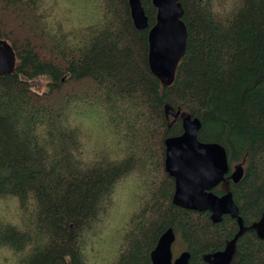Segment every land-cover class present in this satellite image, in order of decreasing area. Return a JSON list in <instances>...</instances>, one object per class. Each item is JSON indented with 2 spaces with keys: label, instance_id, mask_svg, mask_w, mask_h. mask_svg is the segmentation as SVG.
I'll return each mask as SVG.
<instances>
[{
  "label": "trees",
  "instance_id": "trees-1",
  "mask_svg": "<svg viewBox=\"0 0 264 264\" xmlns=\"http://www.w3.org/2000/svg\"><path fill=\"white\" fill-rule=\"evenodd\" d=\"M66 1L0 0V40L15 56L0 76V201L15 206L13 217L0 208L2 264H152L169 228L173 254L188 251V264L229 249L230 264H264V237L253 228L264 210V0H232L228 9L227 0H179L186 49L168 86L148 63L152 0H140L145 29L135 27L129 0ZM39 76L41 93L31 84ZM166 106L199 118L198 140L243 165L237 183L210 189L232 193L237 218L214 222L209 211L174 203L165 140L184 128ZM99 224L110 238L98 253L88 237Z\"/></svg>",
  "mask_w": 264,
  "mask_h": 264
},
{
  "label": "water",
  "instance_id": "water-1",
  "mask_svg": "<svg viewBox=\"0 0 264 264\" xmlns=\"http://www.w3.org/2000/svg\"><path fill=\"white\" fill-rule=\"evenodd\" d=\"M156 9L155 23L148 32V63L151 72L163 86L170 85L175 77L178 62L186 49L187 29L182 20L183 7L179 0H152ZM131 17L137 29L148 27V17L140 0H129ZM15 66L12 47L0 40V76L11 73ZM165 114L172 118L180 117L184 132L165 140V168L175 182L173 201L183 208L195 211H209L214 222L223 215L238 217V209L230 192L221 196L210 189L217 186L229 173L231 166L225 148L218 143L202 142L197 134L200 120L191 117L180 108L165 107ZM244 174L242 164H235L229 178L237 183ZM259 237H264V210L262 217L253 224ZM175 235L171 228L158 239L150 253L152 264H188L190 253L182 251L175 256L172 245ZM232 253L217 251L208 264H230Z\"/></svg>",
  "mask_w": 264,
  "mask_h": 264
},
{
  "label": "rangeland",
  "instance_id": "rangeland-1",
  "mask_svg": "<svg viewBox=\"0 0 264 264\" xmlns=\"http://www.w3.org/2000/svg\"><path fill=\"white\" fill-rule=\"evenodd\" d=\"M43 2L48 6V5H50V6H52V4L53 5H55V6H59V5H61L62 3H64V1L63 0H43ZM67 1L65 0V3H64V6L65 7H68V4L66 3ZM44 4V5H45ZM217 4V3H216ZM231 4H232V0H227L226 1V3H225V6H226V8L228 9V8H230L231 7ZM217 8V7H216ZM58 20H60L59 19V17H58ZM80 23H82L81 21H80ZM46 83H47V78L45 77V76H39L38 78H35V79H33V80H31V84H32V86H33V88L36 90V91H38V92H42V91H44L45 89H46ZM178 109V108H177ZM182 111V110H181ZM73 112H77V110H75V111H73ZM182 112H185V111H182ZM169 117H172V116H169ZM78 121H79V119H78ZM101 121V120H100ZM80 127V126H79ZM84 127H87V125L86 126H84ZM83 127V128H84ZM81 129H82V126H81ZM92 140H93V142L94 143H96V141H97V136L96 137H92ZM131 179H127L126 181H121V182H119L118 183V185L116 186V189H115V194H114V196L112 197V203H113V206H121V203H119V204H117V203H115L120 197H119V195L123 192V191H126L128 188H129V186H132L131 185ZM121 196V195H120ZM128 203H129V201H128ZM130 204V203H129ZM3 205H5L6 207H3ZM9 206H10V208H9ZM131 208H130V210H129V212H131V211H133L134 210V207L133 206H130ZM0 208H1V210H2V212H3V214H5V215H7L8 217H13L14 215H15V206L14 205H11V202L9 203V200H4V201H0ZM13 210V211H12ZM12 211V212H11ZM117 213V215H115V217H114V222L116 223V224H118L119 223V225H120V216H119V214H118V212H117V209H116V211L113 213V214H116ZM17 216H18V214H17ZM105 223V221L103 222V224ZM103 224H99V226H100V228H99V226L98 227H96V230H95V232L97 233V234H92V235H90L89 237H88V242L89 243H91V245L89 246V249H92L93 250V252H100L102 249H103V247H99V244H101V242L103 241V239L104 238H110V236H109V233H108V230H103L101 227H102V225ZM105 229H107V227H105ZM94 232V233H95ZM98 233H100L99 235H98ZM96 236H98V241H95V240H93V237H96ZM109 242V241H108ZM108 245L109 246H111V248H112V250H114V249H116V247H117V245H116V243L115 242H109L108 243ZM182 251H180V252H178V254L177 255H179L180 253H181ZM228 252H231V250L229 249L228 250ZM92 255H94V253H92ZM174 255V254H173ZM174 256H176V255H174ZM2 258V254H1V252H0V259ZM3 260V259H2ZM0 264H2V262H1V260H0Z\"/></svg>",
  "mask_w": 264,
  "mask_h": 264
},
{
  "label": "flooded vegetation",
  "instance_id": "flooded-vegetation-1",
  "mask_svg": "<svg viewBox=\"0 0 264 264\" xmlns=\"http://www.w3.org/2000/svg\"><path fill=\"white\" fill-rule=\"evenodd\" d=\"M233 166H234V165H232V166L230 167L231 170H232ZM231 170H230V171H231ZM230 171H229V173H227V174L224 176V179H222V181H220L219 184H218L217 186H221V187H223V188L226 187V183H227V182L224 181V180H225L226 178H229ZM229 179H230V178H229ZM230 180H231V179H230ZM227 193H228V192H227ZM230 193H231V192H230ZM223 194H226V192L223 193ZM223 194H222V195H223ZM231 194H232V193H231ZM220 196H221V195H220Z\"/></svg>",
  "mask_w": 264,
  "mask_h": 264
},
{
  "label": "bare ground",
  "instance_id": "bare-ground-1",
  "mask_svg": "<svg viewBox=\"0 0 264 264\" xmlns=\"http://www.w3.org/2000/svg\"><path fill=\"white\" fill-rule=\"evenodd\" d=\"M243 166V165H242ZM227 251V250H226Z\"/></svg>",
  "mask_w": 264,
  "mask_h": 264
}]
</instances>
